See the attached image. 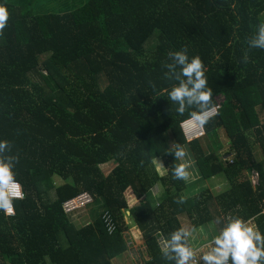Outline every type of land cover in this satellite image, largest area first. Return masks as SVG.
I'll return each instance as SVG.
<instances>
[{
  "label": "trees",
  "instance_id": "trees-1",
  "mask_svg": "<svg viewBox=\"0 0 264 264\" xmlns=\"http://www.w3.org/2000/svg\"><path fill=\"white\" fill-rule=\"evenodd\" d=\"M0 5L10 13L0 35V141L19 157L13 171L25 195L14 201V217L0 211V264H112L128 251L131 227L145 239L144 264H169L160 236L218 217L252 221L264 234V50L247 43L262 23L264 0ZM185 46L189 60L201 58L219 105L205 137L192 142L181 128L188 112L178 115L168 100L175 82L164 79L163 67L169 51ZM172 142L192 155L199 181L221 178L224 189L189 195V181L172 177ZM110 162L116 166L106 175ZM82 192L94 203L92 220L80 224L62 204ZM180 196L185 203L174 202ZM103 212L114 216V233L106 232Z\"/></svg>",
  "mask_w": 264,
  "mask_h": 264
},
{
  "label": "clouds",
  "instance_id": "clouds-1",
  "mask_svg": "<svg viewBox=\"0 0 264 264\" xmlns=\"http://www.w3.org/2000/svg\"><path fill=\"white\" fill-rule=\"evenodd\" d=\"M9 17L7 7L0 5V35H3ZM247 43L249 48L264 50V23L257 26ZM187 53V46L179 51H169V62L163 64L166 69L164 79L175 82L167 91L168 100L178 105L175 109L178 115L184 116L188 112V118L181 121L186 137L189 131L203 135L205 125L218 114L219 108V105L212 102V89L208 87L201 58L193 56L189 60ZM248 61L249 56L245 52L241 62L246 64ZM152 87L155 91V85ZM11 150L8 141H0V211L5 215H14V201L24 198L22 185L15 179L13 171L19 157L6 154ZM168 153L174 154L175 160L181 161L172 168L173 179L187 181L191 174L185 147L172 142ZM143 163L141 160V165ZM152 163L158 165V171L165 168L157 158H153ZM174 202L183 204L186 197L180 196ZM214 223L222 226L202 248L193 247L190 242L194 237V228L182 226L167 237L160 236L158 245L162 258L169 264H264V234L256 225L232 216L218 217Z\"/></svg>",
  "mask_w": 264,
  "mask_h": 264
},
{
  "label": "rangeland",
  "instance_id": "rangeland-1",
  "mask_svg": "<svg viewBox=\"0 0 264 264\" xmlns=\"http://www.w3.org/2000/svg\"><path fill=\"white\" fill-rule=\"evenodd\" d=\"M260 20L262 21V23H264V13L260 15ZM218 140L222 145H224V147L220 151L222 154L221 159L223 161L224 159L223 155L226 154L227 152L226 150H228V145L226 144L227 142L226 134L222 129L219 131ZM260 153L261 152L259 148L256 149L257 158H260ZM186 160H191L193 164L195 163L191 154L189 155V158H186ZM115 166H116V163L110 162L109 164L103 165L102 170L104 171L106 175H108L115 168ZM194 168H195V164H194ZM188 170L189 172H191V170L196 171L195 169H192V164H190V167ZM166 172H167V169H166ZM159 173L161 175H164L163 168L159 170ZM251 178L252 176H250V179ZM197 179H199V177L198 178L192 177L193 181ZM53 182L55 185H60L62 183L61 180L56 176L53 177ZM192 186L190 185L189 188L187 189L189 195L191 196L203 191L204 189H208V188L215 192L221 191L226 186V182L222 179L215 178L214 180L209 181V182L208 181L207 182L198 181L197 183H193ZM150 195L152 199L154 198V200H158L157 197L160 196V191H158L157 188H154V190L151 191ZM91 211H92L91 206L83 208L71 216L72 220L80 224L91 221L92 220ZM251 223L253 222L251 221ZM184 226L188 227L186 223L184 224ZM194 229H195L194 237L192 238L190 242L196 248L197 247L202 248V246L204 244H207L212 238V236L215 235L219 230V228H217V224H215L213 221L205 225H202L200 227L194 228ZM135 234L136 232L133 231V227H131L130 230L126 232V236L128 237V241H129L128 242L129 249L126 253H124L120 257L115 258L117 259V261H114V264H144V261L149 259L147 255L145 239L143 238L142 232L140 233L142 235L141 239H140V236L138 237V235L137 234L135 235Z\"/></svg>",
  "mask_w": 264,
  "mask_h": 264
},
{
  "label": "built area",
  "instance_id": "built-area-1",
  "mask_svg": "<svg viewBox=\"0 0 264 264\" xmlns=\"http://www.w3.org/2000/svg\"><path fill=\"white\" fill-rule=\"evenodd\" d=\"M218 110H219V108H218ZM182 131L185 135V130L182 129ZM205 135H206V132L204 129L203 135H197L195 132L189 131L188 136L186 137V135H185V137H186V140L188 142H192V141L204 138ZM223 160L226 161L225 159H223ZM231 163L232 162L229 161V164H231ZM251 176H252V178L250 180H251L252 185H256L257 184V174L252 173ZM23 193H24V191H23ZM24 198H25V195H24ZM23 199H18V200H23ZM15 201H17V200H15ZM93 203H94L93 197L88 192H82V193L78 194L77 196L65 201L62 204V209L66 215L72 216L77 211L93 205ZM14 210H15V208H14ZM15 215H16V211L14 212V215H6V216L7 217H14ZM100 218H101L103 226L106 229V232L108 234L114 233L116 231L117 223L114 219V216L110 212L101 213ZM110 228L112 229L111 232L109 231Z\"/></svg>",
  "mask_w": 264,
  "mask_h": 264
},
{
  "label": "crops",
  "instance_id": "crops-1",
  "mask_svg": "<svg viewBox=\"0 0 264 264\" xmlns=\"http://www.w3.org/2000/svg\"><path fill=\"white\" fill-rule=\"evenodd\" d=\"M227 144V143H226ZM228 145V144H227ZM227 151V150H226ZM186 158H189V155H187V157ZM190 164H192V169H195L196 170V168H194V164L191 162V160H187ZM181 161H178V163H180ZM109 164V163H108ZM163 164V163H162ZM163 172H164V175L167 173L166 172V169L165 168H163ZM191 175H190V178L188 179V181H189V183L191 184V186H192V183H197V181H199V179H197V180H195V181H193L192 180V177H194V178H198L199 177V175H197V170L196 171H193V170H191ZM196 173V174H195ZM219 179H221V178H219ZM214 180V179H213ZM209 182V181H208ZM193 187V186H192ZM196 192V191H195ZM197 194V193H196ZM136 228H138V227H136ZM138 230H139V232L141 233V231H140V229L138 228ZM133 231H134V229H133ZM139 233V236H140V239L142 238V235ZM194 247V246H193ZM198 248V247H197ZM114 261H117V259H113L112 260V264H114Z\"/></svg>",
  "mask_w": 264,
  "mask_h": 264
}]
</instances>
